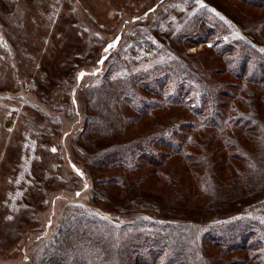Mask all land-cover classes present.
I'll return each instance as SVG.
<instances>
[{"label":"rangeland","instance_id":"obj_1","mask_svg":"<svg viewBox=\"0 0 264 264\" xmlns=\"http://www.w3.org/2000/svg\"><path fill=\"white\" fill-rule=\"evenodd\" d=\"M201 1L208 12L224 13L238 22L244 35L260 39V32L256 31L257 22H264V11L231 0ZM177 2L14 0L11 9L4 11L0 7V264H22L20 242L35 231L39 217L41 220L47 218L50 206L48 201H44L47 196H54L56 200L51 205L53 210L61 204L58 195L65 193L72 196V185L80 188L82 183L87 182L84 175L81 177L83 172L66 183L63 178L72 175L68 168L48 170L51 163H63L58 158L54 161V156L49 158V153L57 155L63 132L70 127L71 139L67 138L75 156L78 157L75 145L83 150V144L78 143L79 135L84 132H80L83 120L78 118L75 124H68V113H71V108L75 112L80 105L84 106L82 91L91 88L92 84L95 88L90 89V93L98 90L97 85L106 87L110 85V80L116 81V74L109 76L106 72L108 67L118 66V59L113 60L112 43L115 42L116 46L122 39L126 29L131 27L130 20H138L135 23L143 24V28L154 27L149 25L150 19L156 14L159 18L158 11L168 21L170 16H174L180 22L186 17L185 22L187 16L178 5L188 11L194 6L185 1ZM156 27L162 31V34L156 35L159 42L174 48L177 53L179 51L181 56L194 57L198 65L205 62L210 42L196 45L183 43L178 47L170 36L163 34L167 26L161 22ZM142 32L139 29L135 33ZM210 63L208 59L207 64ZM225 76L221 72L212 75L219 80L226 79ZM71 101L77 103L78 108ZM123 109H111L108 128L113 136L104 137V141L126 142L141 138L172 122L175 114L167 111L157 112L156 118L140 117L127 107L123 106ZM257 115L264 122V105L259 104ZM56 116L60 121L52 120ZM252 133V138L237 130L230 133L235 141L234 151L246 154V159L230 161L225 148L210 130L201 135L200 146L195 147L192 141V145L185 147L196 155L190 157L188 163L170 155L158 165L149 164L126 172L119 182L114 179L117 175L114 170L104 171L79 158V167H83L92 182L85 202L89 201L92 206L113 214L114 223L135 222L133 228L140 231H148V221L152 220L159 222L157 225L163 232L173 229L183 231L186 245H192L190 234L198 238V233L200 235L207 224L217 223V227L212 226L209 231L216 237L228 228L227 224L219 225L220 220H225L224 216L236 215L243 209H258L264 200V173H258L264 165V137L261 139L259 132ZM27 136L33 140L31 153L22 148ZM161 149L163 147H159ZM197 159L202 164L189 163ZM19 169L29 173L24 187L15 181ZM240 171L245 179L240 177ZM129 181V186L132 185L129 192L141 193L138 196L142 200L135 199L133 202V199H127V192L123 190L127 189ZM49 192L50 195H47ZM81 197L79 195L75 201L81 202ZM121 229L129 231L130 224ZM198 242L197 251L194 249L198 255L197 264H226L238 257V253L219 249L218 243L216 246L207 241L202 244L201 235ZM24 264H32V260L24 261Z\"/></svg>","mask_w":264,"mask_h":264},{"label":"trees","instance_id":"obj_2","mask_svg":"<svg viewBox=\"0 0 264 264\" xmlns=\"http://www.w3.org/2000/svg\"><path fill=\"white\" fill-rule=\"evenodd\" d=\"M183 1L194 6L188 11L178 5L187 16L185 22L186 17L180 22L174 16H170L168 21L160 16L159 11V18L156 14L150 19L152 28H143V24L135 23L138 20H130L131 27L126 29L122 39L118 38L116 46L115 42L112 43L113 60L118 59V66L108 67L106 72L109 76L116 74V81L110 80V85L106 87L97 85L98 90L90 93V89L95 88L92 84L89 91H82L84 106L80 105L75 112L72 108L69 111L68 124H75L78 118L83 120L80 132H84L77 139L83 144V150L75 145L78 157L75 156L67 138L71 139L70 127L63 132L57 155L49 153V158L54 156V161L58 158L63 163L53 161L48 170L68 168L72 175L63 178L60 174L66 183L83 172L81 177L84 175L87 182L82 183L80 188L72 185V196L65 193L58 195L61 204L53 210L54 196L46 197L44 201L50 205L47 218L41 220L39 217L35 231L20 242L22 264L28 260H32V264H197L198 255L194 249L197 251L199 247L200 235L202 244L207 241L216 246L218 243L217 247L224 252L238 253V257L228 264H264V200L258 209H243L236 215L224 216L225 220H220L219 225L227 224L228 228L216 237L209 231L212 226L217 227V223L205 225L198 238L191 233L189 238L195 247L186 245L183 231L173 229L163 232L156 220H152L155 224L148 221V231H140L133 228L135 222L114 223L113 214L92 206L89 201L85 202L92 182L83 167H79V158L104 171L114 170L117 173L114 179L119 182L126 172L149 164L158 165L170 155L187 161L195 154L185 147L192 145V141L195 147L200 146L199 140L205 131L211 130L216 135L230 161L246 159V154L234 151L235 141L230 137L231 132L247 133V138L253 137L252 132H259V137H264V122L257 115L259 104L264 105V22H257L256 31L260 32V39L256 40L244 35L233 18L220 11L208 12L202 7L201 0H178L177 3ZM231 1L264 11V0ZM12 4L14 0H4L0 7L7 11ZM161 22L168 28L163 34L170 36L178 47L183 43L196 45L210 42L205 62L198 65L194 57L181 56L179 51L177 53L174 48L159 42L156 35L162 34V31L156 26ZM176 28L179 29L175 32ZM139 29L143 32L135 33ZM208 59L211 61L209 65ZM217 72L226 74V79L212 77ZM71 99L74 98L71 96ZM71 102L78 108L77 103ZM123 106L140 117L156 118L157 112L167 111L175 114L172 122L141 138L126 142L104 141V137L112 131L108 128L111 109H123ZM58 119L57 116L52 118L56 122ZM100 139L103 142L99 143ZM31 140L27 136L22 143L27 153L34 149ZM159 147L163 149L160 151ZM28 157L31 159V156ZM200 161L197 159L189 163L202 164ZM242 171L239 175L244 178ZM258 173H264V165ZM27 174L24 169H19L15 180L17 184L24 187ZM203 179L205 181V175ZM52 183L56 184V181L52 180ZM129 184L130 181L127 189L123 190L128 193L125 195L127 199L134 202L142 198L138 196L141 193L129 192L132 186ZM79 195L84 201H75ZM128 223L131 229L124 232L121 228Z\"/></svg>","mask_w":264,"mask_h":264},{"label":"snow or ice","instance_id":"obj_3","mask_svg":"<svg viewBox=\"0 0 264 264\" xmlns=\"http://www.w3.org/2000/svg\"><path fill=\"white\" fill-rule=\"evenodd\" d=\"M102 62V61H101ZM53 151H54V149H53Z\"/></svg>","mask_w":264,"mask_h":264}]
</instances>
